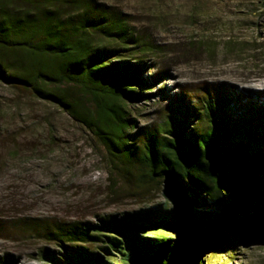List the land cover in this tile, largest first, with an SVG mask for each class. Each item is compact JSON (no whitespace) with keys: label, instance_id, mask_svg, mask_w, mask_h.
I'll return each instance as SVG.
<instances>
[{"label":"trees","instance_id":"1","mask_svg":"<svg viewBox=\"0 0 264 264\" xmlns=\"http://www.w3.org/2000/svg\"><path fill=\"white\" fill-rule=\"evenodd\" d=\"M151 51L124 19L93 0H0V80L62 108L95 136L122 180L137 177L174 204L59 228L61 256L43 253L54 264H113L109 250L126 264H205L209 246L222 248L245 231L264 233V111L255 105L234 118L231 100H208L211 125L195 128L191 119L201 114L182 97L167 123L139 144L130 134L129 104L148 82L145 65L128 58ZM226 192V204H206L226 201Z\"/></svg>","mask_w":264,"mask_h":264},{"label":"rangeland","instance_id":"2","mask_svg":"<svg viewBox=\"0 0 264 264\" xmlns=\"http://www.w3.org/2000/svg\"><path fill=\"white\" fill-rule=\"evenodd\" d=\"M119 15L146 46L128 58L145 65L138 100L129 104L143 145L148 133L167 123L180 98L198 109L193 127L208 129L207 102L231 100L234 118L264 111V0H93ZM35 29V23H15ZM70 94L85 108L88 98ZM169 197V198H168ZM122 180L105 148L87 127L62 108L0 80V260L54 264L44 251L61 256L54 233L74 223L124 216L168 203L172 197ZM206 204L219 207L231 200ZM222 248L209 246L205 264H264V233L232 235ZM89 250L100 251L95 246ZM113 264L121 255L108 251Z\"/></svg>","mask_w":264,"mask_h":264}]
</instances>
